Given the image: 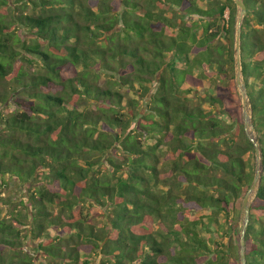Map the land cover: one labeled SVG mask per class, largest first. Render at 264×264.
Here are the masks:
<instances>
[{"label": "trees", "instance_id": "trees-1", "mask_svg": "<svg viewBox=\"0 0 264 264\" xmlns=\"http://www.w3.org/2000/svg\"><path fill=\"white\" fill-rule=\"evenodd\" d=\"M242 1L261 157L244 254L264 264V0ZM236 17L233 0H0V264H240L256 162Z\"/></svg>", "mask_w": 264, "mask_h": 264}, {"label": "water", "instance_id": "water-1", "mask_svg": "<svg viewBox=\"0 0 264 264\" xmlns=\"http://www.w3.org/2000/svg\"><path fill=\"white\" fill-rule=\"evenodd\" d=\"M237 8L236 26H235V41H234V59H235V82L242 101V118L244 129L247 137L255 147V171L252 184L244 195L239 214V221L241 222L240 242H239V263L246 264L244 248V236L250 219V204L256 194L260 181V148L256 141L255 130L251 121V111L248 108V100L246 94V87L242 76L241 56H240V30L244 16L246 15V7L242 0H233Z\"/></svg>", "mask_w": 264, "mask_h": 264}, {"label": "rangeland", "instance_id": "rangeland-1", "mask_svg": "<svg viewBox=\"0 0 264 264\" xmlns=\"http://www.w3.org/2000/svg\"><path fill=\"white\" fill-rule=\"evenodd\" d=\"M11 110H13V106H12V102H10V100L8 101V102H6L3 106L2 105H0V114L1 113H7V112H9V111H11ZM11 190H10V188L8 189V190H6V192L4 193V196L6 197V196H9V195H11ZM3 196V195H2ZM17 206H19V205H17ZM44 238V235H42V238L41 239H43ZM27 239H28V241L29 242H31V240L29 239V237H27ZM34 244H36V243H33L32 245H34ZM94 257V256H93Z\"/></svg>", "mask_w": 264, "mask_h": 264}]
</instances>
